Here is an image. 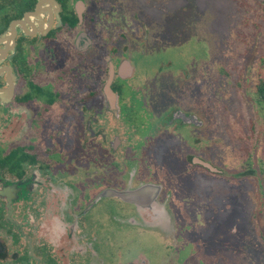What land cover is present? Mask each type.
I'll use <instances>...</instances> for the list:
<instances>
[{"label":"flooded vegetation","instance_id":"obj_1","mask_svg":"<svg viewBox=\"0 0 264 264\" xmlns=\"http://www.w3.org/2000/svg\"><path fill=\"white\" fill-rule=\"evenodd\" d=\"M129 3L0 0V264H180L192 246L218 264L215 248L244 237L192 234L199 176L243 179L258 167L243 169L239 151L234 176L223 168L215 126L192 105L160 115L141 71L146 16ZM246 186L221 202L198 192L201 210L244 213L256 202ZM146 233L162 258L146 255Z\"/></svg>","mask_w":264,"mask_h":264},{"label":"rangeland","instance_id":"obj_2","mask_svg":"<svg viewBox=\"0 0 264 264\" xmlns=\"http://www.w3.org/2000/svg\"><path fill=\"white\" fill-rule=\"evenodd\" d=\"M121 1L130 2L131 14L146 16V59L143 65L142 58L136 57L135 62L142 65L145 78L150 76L149 80L158 88L155 107L160 115L173 106L191 110L192 105L215 126V136L220 139L214 146L215 158L224 159L223 168L229 173L239 168V151L243 169L258 167H255L256 176L243 179L199 176L193 197L202 204L191 206L196 222L192 234L197 232V239L206 238L218 229L228 233L231 243H235L233 237L244 235L240 242L223 252L215 248L213 255L219 260L215 263L264 264V105L258 102L257 94V84L264 79V0ZM186 71L193 79L181 84ZM157 72L159 78L153 77ZM202 75L204 85L199 81ZM169 79L172 82L168 84ZM207 84L213 91H208ZM210 96H214V111L206 106ZM224 119L230 123L227 130ZM246 185L256 192L257 203L250 204L244 213L239 211L238 215L239 212L229 211L227 207L208 216L201 210L207 202L205 199L220 198L221 202L227 193H232L233 200L241 191V195L245 193ZM198 192L206 193L208 198L199 196ZM242 227H247L245 232L240 231ZM161 250L158 238L146 233V255L151 257L154 253L162 258ZM201 250L195 246L186 248L180 264H213L212 256ZM189 253L192 256L185 258Z\"/></svg>","mask_w":264,"mask_h":264},{"label":"trees","instance_id":"obj_3","mask_svg":"<svg viewBox=\"0 0 264 264\" xmlns=\"http://www.w3.org/2000/svg\"><path fill=\"white\" fill-rule=\"evenodd\" d=\"M255 24L259 26L257 23ZM257 94L259 95L258 102L264 105V79H261L257 84Z\"/></svg>","mask_w":264,"mask_h":264},{"label":"water","instance_id":"obj_4","mask_svg":"<svg viewBox=\"0 0 264 264\" xmlns=\"http://www.w3.org/2000/svg\"><path fill=\"white\" fill-rule=\"evenodd\" d=\"M120 195H121L122 197H124V198H125V196H124V194H123V193H120Z\"/></svg>","mask_w":264,"mask_h":264}]
</instances>
